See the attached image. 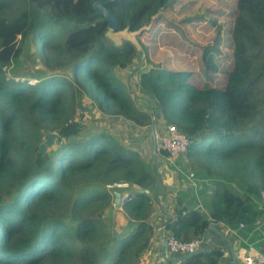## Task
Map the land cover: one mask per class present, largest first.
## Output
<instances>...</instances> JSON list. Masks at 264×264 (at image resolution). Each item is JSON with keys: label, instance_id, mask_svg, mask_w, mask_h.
Returning <instances> with one entry per match:
<instances>
[{"label": "trees", "instance_id": "obj_1", "mask_svg": "<svg viewBox=\"0 0 264 264\" xmlns=\"http://www.w3.org/2000/svg\"><path fill=\"white\" fill-rule=\"evenodd\" d=\"M93 1L0 0V264H140L149 248L158 165L111 132H83L75 110L84 99L88 109L135 126H148L157 111L156 121L193 140L176 161L213 178L209 210L176 198L165 232L188 240L215 222L229 229L242 222L246 232L263 217L264 0H235L231 64L221 86H197L189 70L149 62L137 75L142 109L121 76L134 64L136 46L107 40ZM171 3L113 0L107 7L116 31L133 32L156 23ZM26 43L45 69L35 82L12 67ZM215 52L213 44L202 47L206 72L217 71ZM48 130L59 135L57 144L40 154ZM165 154L158 150L157 161ZM120 181L148 193L131 192L121 210L114 208L106 184ZM221 254L205 250L174 264H217Z\"/></svg>", "mask_w": 264, "mask_h": 264}, {"label": "rangeland", "instance_id": "obj_2", "mask_svg": "<svg viewBox=\"0 0 264 264\" xmlns=\"http://www.w3.org/2000/svg\"><path fill=\"white\" fill-rule=\"evenodd\" d=\"M234 12L235 0H172L169 6L159 12L156 23L151 22L136 34L126 31L110 33V37H107L110 42L122 41L125 36H129L141 49L137 51L139 53L134 60V67L121 72V76L129 82L127 90L129 93L134 92V100L138 102L145 99L136 85V77L141 69L149 66V62L164 68L189 70L190 81L197 86H221L225 80V72L231 64L232 42L229 30ZM206 44L216 46V72H206L200 61L202 47ZM143 46L147 49L148 58L140 54L141 51L146 54ZM12 67L18 78L28 79L29 82H35V77L41 74V70H45L40 59L35 56L33 47L27 43L20 63ZM87 103V99L82 100L75 110L76 118H83V132H111L122 143L136 148L146 160H151L152 144L148 126H135L122 118L99 114L94 109H88ZM155 122L156 131L160 132L159 126L166 129L163 122ZM56 144L54 139L49 145L50 149ZM110 193L113 200V192Z\"/></svg>", "mask_w": 264, "mask_h": 264}, {"label": "crops", "instance_id": "obj_3", "mask_svg": "<svg viewBox=\"0 0 264 264\" xmlns=\"http://www.w3.org/2000/svg\"><path fill=\"white\" fill-rule=\"evenodd\" d=\"M134 64L129 66L127 70H131ZM123 79L128 83L127 78L123 76ZM130 95L133 96L134 92L131 91ZM136 105L141 109L143 108L141 104L137 102ZM143 106L145 107L144 109L147 110L150 108L147 102ZM161 122L162 121H160V123ZM155 130H157L156 127ZM159 131L164 132L165 129L159 126ZM164 157L165 156H161L157 163L158 170L161 174V180H158L159 183L156 185L159 186V190L153 201L152 211L149 217V221L153 227V234L151 236L149 248L145 251L140 264L176 263L168 261L164 257V247L158 233L159 231L164 235L165 231L162 223L172 217L176 198L181 200L183 206L198 208L203 214H207L209 210V194L215 183L213 178H202L194 174L190 177L191 171L182 168L177 163L176 159L173 162H167ZM153 194H156L155 191ZM114 208L121 210V206H114ZM120 219L123 220L124 218ZM210 226H212V228L204 232L202 236L204 239L199 248H205L206 250H221L222 254L217 264H244L243 257L247 252H264V214L263 217L246 232L243 230L244 225L242 227L238 225L235 229H229L221 222H215L211 223ZM170 255L178 256V254Z\"/></svg>", "mask_w": 264, "mask_h": 264}, {"label": "built area", "instance_id": "obj_4", "mask_svg": "<svg viewBox=\"0 0 264 264\" xmlns=\"http://www.w3.org/2000/svg\"><path fill=\"white\" fill-rule=\"evenodd\" d=\"M155 135L157 140V151L161 150L166 153L164 158L167 162H173L178 156L185 152L193 142L191 138L187 137L184 133L177 131L171 125H167L164 132L156 131ZM192 175L193 172L190 173V177ZM106 188L113 193L114 191H126L121 196V204L130 198L131 192L127 191V189L130 188V185L126 181L106 184ZM239 226L242 227L243 223L240 222ZM163 236L169 253L178 255L198 249L204 239L203 237H196L188 240H181L169 232H165ZM243 261L244 264H264V252H247L243 257Z\"/></svg>", "mask_w": 264, "mask_h": 264}, {"label": "water", "instance_id": "obj_5", "mask_svg": "<svg viewBox=\"0 0 264 264\" xmlns=\"http://www.w3.org/2000/svg\"><path fill=\"white\" fill-rule=\"evenodd\" d=\"M113 0H94L92 3H91V7L94 11L95 14H98V15H101L104 20L107 22V31H106V37H110L108 36L110 33H113L116 31V28H117V18L115 16V14L107 7V4L109 2H111ZM150 24V23H149ZM148 24V25H149ZM148 25H145L143 27H148ZM118 31H126L127 33H137L138 31H133V32H129L127 31L126 29L124 30H118ZM113 39V38H112ZM124 40H129L130 42L134 43V45L136 46V49L137 51H140L141 49L138 47V45L132 40L129 38V36H125V38L122 40V41H113L112 43L114 45H121V43L124 41ZM139 53V52H138ZM141 56L143 54L144 56V53L141 51L140 52ZM139 54V55H140ZM156 115H157V111H154L151 113V119H150V123L148 125V128H149V131H150V136H151V144H152V147H151V160H152V164L154 166L157 165V140H156V130H155V120H156ZM58 134L55 132V131H46L45 132V137L38 143V152L40 154H44L46 152V147H48L55 138H58ZM159 183V181H157V184ZM128 192H145V193H148V189L147 188H140V187H130L127 189ZM126 191L125 190H122V191H114L113 193V204L114 206L116 207H120L121 206V196L125 193ZM212 226H208L206 228V232L211 229ZM159 233V237L163 243V247H164V257L168 260V261H172V262H177L181 259H184V258H187L195 253H198V252H202V251H205L206 249H202V248H198L192 252H188V253H185V254H182V255H178V256H172L170 255L169 251H168V247H167V244H166V241L164 239V236L158 231Z\"/></svg>", "mask_w": 264, "mask_h": 264}]
</instances>
